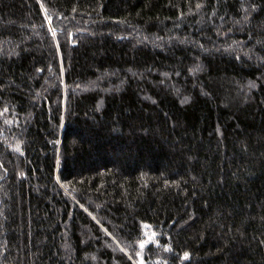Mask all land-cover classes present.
I'll use <instances>...</instances> for the list:
<instances>
[{
    "label": "trees",
    "instance_id": "16d2710c",
    "mask_svg": "<svg viewBox=\"0 0 264 264\" xmlns=\"http://www.w3.org/2000/svg\"><path fill=\"white\" fill-rule=\"evenodd\" d=\"M0 264H264V0H0Z\"/></svg>",
    "mask_w": 264,
    "mask_h": 264
},
{
    "label": "rangeland",
    "instance_id": "374dc122",
    "mask_svg": "<svg viewBox=\"0 0 264 264\" xmlns=\"http://www.w3.org/2000/svg\"><path fill=\"white\" fill-rule=\"evenodd\" d=\"M145 240L143 241V245H145L148 241H152L154 238V234L152 233V231L149 230V228L145 229Z\"/></svg>",
    "mask_w": 264,
    "mask_h": 264
},
{
    "label": "snow or ice",
    "instance_id": "6c2138e0",
    "mask_svg": "<svg viewBox=\"0 0 264 264\" xmlns=\"http://www.w3.org/2000/svg\"><path fill=\"white\" fill-rule=\"evenodd\" d=\"M188 254L187 253H185V256H187Z\"/></svg>",
    "mask_w": 264,
    "mask_h": 264
}]
</instances>
